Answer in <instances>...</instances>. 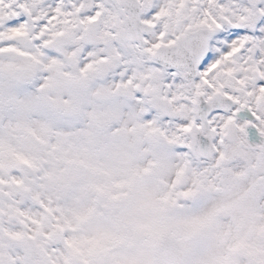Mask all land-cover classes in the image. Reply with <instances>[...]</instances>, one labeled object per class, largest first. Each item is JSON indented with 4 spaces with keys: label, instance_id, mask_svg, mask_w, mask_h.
<instances>
[{
    "label": "snow or ice",
    "instance_id": "1",
    "mask_svg": "<svg viewBox=\"0 0 264 264\" xmlns=\"http://www.w3.org/2000/svg\"><path fill=\"white\" fill-rule=\"evenodd\" d=\"M0 264H264V0H0Z\"/></svg>",
    "mask_w": 264,
    "mask_h": 264
}]
</instances>
